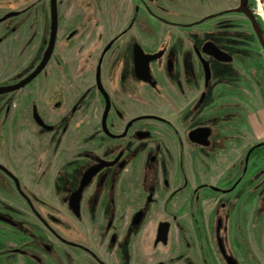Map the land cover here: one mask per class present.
I'll list each match as a JSON object with an SVG mask.
<instances>
[{"label":"flooded vegetation","instance_id":"1","mask_svg":"<svg viewBox=\"0 0 264 264\" xmlns=\"http://www.w3.org/2000/svg\"><path fill=\"white\" fill-rule=\"evenodd\" d=\"M46 1L48 27L40 0H0V264H264V73L201 30L242 17L264 49L257 0H132L115 36L56 35L25 82Z\"/></svg>","mask_w":264,"mask_h":264},{"label":"rangeland","instance_id":"2","mask_svg":"<svg viewBox=\"0 0 264 264\" xmlns=\"http://www.w3.org/2000/svg\"><path fill=\"white\" fill-rule=\"evenodd\" d=\"M25 1L26 3H31L34 0ZM40 1L41 7L39 16L41 19H47L45 22L48 27L47 1ZM218 1L219 0H213L214 4L211 6L212 11L216 10V6L214 5H216ZM62 2L63 3H61V6L58 9L59 26L57 36L59 37L65 36L73 31L76 32V36H115L127 22L132 7V0H87L86 4H84L85 0H62ZM195 10L196 13L200 15H204L211 11L209 9L206 10L205 6L202 4L197 5ZM256 11L257 10H255V12ZM33 14L32 10L30 16L32 17ZM230 19L225 22H209L203 24L201 25L202 33H214L210 35H216L217 38H220V40L223 41L224 36L221 35L227 30L231 34V36H227V48L233 52V55L236 58L234 65L237 66L235 69L238 71L239 76L245 77L241 73L243 68L247 65H251L252 67L255 64L261 66L264 73V49L261 48L256 41L254 36V26L242 17L232 16ZM43 22L44 21L41 22V27L44 25ZM211 29H214L216 32H212ZM173 31L179 32L180 30L174 29ZM158 32L161 34L162 30H158ZM130 35H137V30L133 29L128 32L127 36ZM27 38L28 36H23L25 43L27 42ZM221 44L223 45V42H221ZM2 55H0V80L2 79L4 71V66L1 60ZM263 87L264 83L262 87L256 88L252 92L249 99V112H253L255 115L259 110V113H262L261 106L264 104V99L262 100L263 96L261 93ZM25 141L29 142L27 138ZM30 144L32 143L30 142ZM203 220L205 221L207 218L204 217ZM204 243V246L207 248L208 239H205Z\"/></svg>","mask_w":264,"mask_h":264},{"label":"water","instance_id":"3","mask_svg":"<svg viewBox=\"0 0 264 264\" xmlns=\"http://www.w3.org/2000/svg\"><path fill=\"white\" fill-rule=\"evenodd\" d=\"M246 1L243 0L241 3V7L237 10H234L236 12L242 11L243 8L245 7ZM57 29H58V20H57V7H56V0H50V34H49V42H48V47L46 51L44 52L43 59L39 66L35 69V71L28 77L26 78L25 82L31 80L34 78L46 65L47 61L49 60L52 50L54 47V41L57 35ZM17 88L19 86H16ZM1 93V91H0Z\"/></svg>","mask_w":264,"mask_h":264},{"label":"bare ground","instance_id":"4","mask_svg":"<svg viewBox=\"0 0 264 264\" xmlns=\"http://www.w3.org/2000/svg\"><path fill=\"white\" fill-rule=\"evenodd\" d=\"M257 14L264 21V0H257Z\"/></svg>","mask_w":264,"mask_h":264}]
</instances>
